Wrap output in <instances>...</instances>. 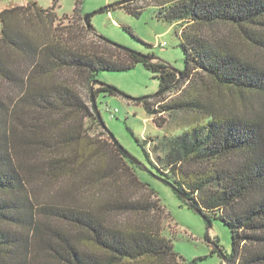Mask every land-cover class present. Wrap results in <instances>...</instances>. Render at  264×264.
Returning <instances> with one entry per match:
<instances>
[{"label": "trees", "instance_id": "obj_1", "mask_svg": "<svg viewBox=\"0 0 264 264\" xmlns=\"http://www.w3.org/2000/svg\"><path fill=\"white\" fill-rule=\"evenodd\" d=\"M59 1L44 8L31 0L0 12V83L15 92L0 91V264L196 262L175 250L160 219H148L160 206L150 201L156 190L132 167L139 165L86 127L93 119L113 139L77 82L90 88L99 72L139 63L159 73L156 100L166 101L154 109L148 98L141 100L149 114L194 116L180 133L158 137L154 160L148 142L128 127L150 168L209 219L214 214L230 226L228 264H264V61L239 52L222 33L223 27L237 31L264 56V0H155L157 16L180 27L181 75L95 35L76 16L77 6L66 16L70 24L58 28ZM132 3L122 6L139 16L143 9ZM100 92L119 91L100 85L96 102ZM170 92L175 96L163 98ZM41 184L59 188L45 204L38 202ZM110 187L118 196L108 197ZM140 187L147 197H125L122 190ZM81 192L88 194L86 204L77 200ZM115 214L136 221L118 224L109 218Z\"/></svg>", "mask_w": 264, "mask_h": 264}, {"label": "rangeland", "instance_id": "obj_2", "mask_svg": "<svg viewBox=\"0 0 264 264\" xmlns=\"http://www.w3.org/2000/svg\"><path fill=\"white\" fill-rule=\"evenodd\" d=\"M31 0H3L0 3V12L17 5H27ZM42 7L49 8L52 0H34ZM118 0H60L56 5L58 21L56 26L63 28L70 24L69 18L74 14L77 6V17L84 18L87 14L97 11L108 4ZM157 2L155 0H136L131 5L132 9H143L139 16L132 14L127 7H117L109 12L104 11L95 14L91 18V24L99 35L121 46L150 54L157 60L171 69L183 71L185 69L186 53L183 48L182 40L178 29L179 25H170L161 20L157 14ZM79 19V18H78ZM222 33L226 34L230 41L236 45L237 50L244 55L254 59H262L264 56L256 49L250 47L243 38L232 29L223 27ZM1 35V23H0ZM166 42L165 46L161 43ZM92 83L94 89L100 85L113 86L119 92L112 95L100 92L97 96V106L104 120L106 128L111 131L120 144L134 157L139 159L145 166L150 168L146 160L142 147L136 142L135 136L144 143L147 141L146 150L154 160V145L158 137L168 134L174 136L193 122V113L176 112H155L149 114L143 103L136 100L142 97H149V101L154 109H159L160 104L166 101L156 100L160 87L159 73L147 69L142 63L135 65L126 71H107L99 72ZM77 89L82 93L84 99L92 103L91 85H83L77 82ZM0 91L3 95H14L15 92L3 83H0ZM175 96L170 92L163 98L169 100ZM227 101L233 102L235 97L232 95L224 96ZM257 104V103H256ZM118 109L114 117H111L107 108ZM87 130L93 136H98L110 143L114 140L109 134H103V127H99L92 119L87 121ZM133 131L134 135L129 131ZM105 131V130H104ZM129 164V162L127 161ZM130 165V164H129ZM132 166V165H131ZM145 166H132L138 177L143 182L149 184L156 190L150 198L151 202H156L160 209L150 214L148 219H160L163 235L172 239L175 250L187 262L196 261L194 264H222L224 256L229 254L232 249V231L230 226L220 217L210 214L211 225L208 221L190 206H187L177 195V193L166 183L156 179L151 171ZM150 170H152L150 168ZM153 171V170H152ZM38 182L39 180L36 179ZM43 183V180L41 181ZM40 184V183H39ZM40 191H37L38 202L45 204L54 191H58L55 185L41 184ZM108 197L118 196V188L108 189ZM125 197L131 194L136 197H147V189L122 188ZM88 194L81 192L77 194V200L82 204L87 203ZM134 217V216H133ZM131 214L111 215V220L118 224L136 221ZM127 223V224H128ZM216 248V251L213 249ZM229 262H226L228 264Z\"/></svg>", "mask_w": 264, "mask_h": 264}, {"label": "water", "instance_id": "obj_3", "mask_svg": "<svg viewBox=\"0 0 264 264\" xmlns=\"http://www.w3.org/2000/svg\"><path fill=\"white\" fill-rule=\"evenodd\" d=\"M134 1H136V0H118V1H116V2H114V3H111V4H108V5H106L105 7H103V8H101V9H99V10H97V11H94V12H91V13H89V14H87L85 17H84V21H85V23H86V25H87V27L95 34V35H97V36H99V37H101L103 40H106V41H108V42H111L112 44H117V43H114V42H112V41H110L109 39H107L106 37H104V36H102V35H99L97 32H96V30L94 29V27L92 26V24H91V18L95 15V14H97V13H100V12H104V11H106V10H111V9H113V8H115V7H117V6H122V5H125V4H127V3H129V2H134ZM124 47V46H123ZM125 48H127V47H125ZM130 49V48H129ZM130 50H132L133 52H135L136 54H138V55H140V56H142V57H146V58H148L149 60H152V61H155V60H157L154 56H152V55H148V54H144V53H142V52H140V51H136V50H133V49H130ZM174 70V69H173ZM176 71V70H175ZM178 73H179V75H181V71H177ZM95 83H96V81H94ZM93 82V83H94ZM159 93H161V91H159L157 94H155L154 96H157ZM91 94H92V103H93V106H94V110H95V113H96V115H97V117H98V119H99V121H100V123L106 128V125H105V123H104V120H103V118H102V116H101V113H100V111H99V109H98V106H97V102H96V99H95V94H94V87L92 86L91 87ZM147 98H149V97H142V98H138V99H136V100H138V101H141V100H144V99H147ZM107 129V128H106ZM108 130V129H107ZM109 131V130H108ZM109 133H110V135L113 137V140H114V142L120 147V149L128 156V158L131 160V161H133L134 163H136L137 165H143V166H145L139 159H137L136 157H134L132 154H130L123 146H122V144H120L119 143V141L116 139V137L114 136V134L111 132V131H109ZM145 168L147 169V170H149V171H151V173H152V175L156 178V179H158L159 181H162V182H164V183H166V184H168L174 191H176L179 195H181L183 198H185V199H188V197H187V195L182 191V190H180L172 181H170L169 179H167V178H165L164 176H162V175H159V174H157L156 172H154V171H152V170H150V168H148L147 166H145ZM188 202L190 203V206L197 212V213H199L200 215H202L207 221H208V223H209V225H211V222H210V219L205 215V214H203V212H202V210L199 208V207H197L196 205H194L189 199H188ZM228 257L225 255L224 256V263L223 264H226V262H228Z\"/></svg>", "mask_w": 264, "mask_h": 264}, {"label": "built area", "instance_id": "obj_4", "mask_svg": "<svg viewBox=\"0 0 264 264\" xmlns=\"http://www.w3.org/2000/svg\"><path fill=\"white\" fill-rule=\"evenodd\" d=\"M162 46L166 45V42L161 43ZM107 111L110 112L111 117H114L116 115V113L119 111L118 109H114L112 110L110 107L107 108Z\"/></svg>", "mask_w": 264, "mask_h": 264}]
</instances>
